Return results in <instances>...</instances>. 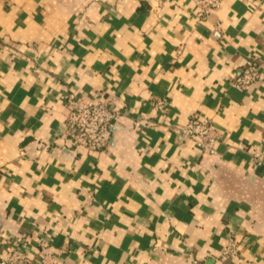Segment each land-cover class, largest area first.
Listing matches in <instances>:
<instances>
[{"label":"crops","instance_id":"1","mask_svg":"<svg viewBox=\"0 0 264 264\" xmlns=\"http://www.w3.org/2000/svg\"><path fill=\"white\" fill-rule=\"evenodd\" d=\"M196 10L0 0V259L21 243L57 264H220L234 237L231 264H264V0ZM67 92L122 110L106 147L70 138ZM193 115L220 132L216 153L182 135Z\"/></svg>","mask_w":264,"mask_h":264},{"label":"built area","instance_id":"2","mask_svg":"<svg viewBox=\"0 0 264 264\" xmlns=\"http://www.w3.org/2000/svg\"><path fill=\"white\" fill-rule=\"evenodd\" d=\"M196 7V15L203 19L210 12L221 5V0H193ZM260 69L257 64L256 55H250L242 65L240 75L233 83L248 90L252 83L259 80ZM62 100L68 107L66 123L70 138L74 143H80L88 149H103L109 143L112 135L111 127L118 121L122 110L111 107L107 98H101L96 94L90 99H84L74 92L63 94ZM168 101L157 99L155 106L158 110H165ZM182 135L194 141L195 145L203 152L216 153V143L220 132L214 127L211 119L191 116L188 122L180 128ZM253 158L257 163L262 162L261 152L256 150ZM62 251L50 247H42L38 253V259L34 258L27 246L16 243L7 255L1 257L0 264H57ZM239 255V241L231 237L221 249L220 264H231ZM193 264H206L198 258H192Z\"/></svg>","mask_w":264,"mask_h":264}]
</instances>
